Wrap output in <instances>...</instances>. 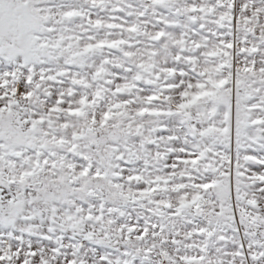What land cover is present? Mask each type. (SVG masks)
Here are the masks:
<instances>
[{
	"label": "snow or ice",
	"instance_id": "snow-or-ice-1",
	"mask_svg": "<svg viewBox=\"0 0 264 264\" xmlns=\"http://www.w3.org/2000/svg\"><path fill=\"white\" fill-rule=\"evenodd\" d=\"M0 264H264V0H0Z\"/></svg>",
	"mask_w": 264,
	"mask_h": 264
}]
</instances>
